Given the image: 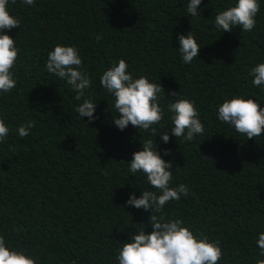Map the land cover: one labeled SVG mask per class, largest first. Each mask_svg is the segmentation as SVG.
Returning a JSON list of instances; mask_svg holds the SVG:
<instances>
[{
	"label": "trees",
	"instance_id": "1",
	"mask_svg": "<svg viewBox=\"0 0 264 264\" xmlns=\"http://www.w3.org/2000/svg\"><path fill=\"white\" fill-rule=\"evenodd\" d=\"M233 2L203 0L199 18L185 16L187 0L9 4L21 21L8 33L20 51L17 86L0 95V116L12 129L0 144V235L12 247L26 249L38 264H116L129 232L144 225L152 231L151 211L130 208L125 200L133 190L139 196L140 187L155 189L142 174L133 177L127 161L144 139L170 131L172 124L166 117L155 134L114 126L113 97L100 86V76L125 59L135 76L161 83L165 109L177 98L194 100L205 123L204 135L191 142L155 139L160 149L171 151L164 159L173 163V186L190 189L163 214L218 240L223 251L218 264L264 261L256 245L264 232V132L247 139L216 117L226 98L244 94L264 101V91L249 75L264 62V3L251 32L222 33L213 26L215 15ZM189 31L202 48L184 64L177 35ZM57 44L75 45L92 76L86 94L97 101L99 118L91 124L74 110L82 101L45 68ZM172 92L178 97H170ZM29 120L35 125L29 135L18 136Z\"/></svg>",
	"mask_w": 264,
	"mask_h": 264
},
{
	"label": "clouds",
	"instance_id": "2",
	"mask_svg": "<svg viewBox=\"0 0 264 264\" xmlns=\"http://www.w3.org/2000/svg\"><path fill=\"white\" fill-rule=\"evenodd\" d=\"M16 0H0V95L11 92L17 86L14 66L20 51L15 38L8 33L20 28L21 21L10 12L9 4ZM25 6H34L36 0H20ZM203 0H187L186 14L191 18H199L204 11ZM264 0H234L231 6L220 10L215 15L214 27L222 33L232 32L239 28L243 32H251L257 25V15L261 11ZM178 55L184 64H191L199 57L201 44L191 32L178 33ZM47 72L64 81L75 93L74 99L82 101L75 107V112L87 125L96 121L97 101L86 93L93 83L83 65V57L75 45L57 44L48 52L45 61ZM130 65L120 59L100 76V86L113 97L112 108L116 115L112 121L119 131L130 125L137 130L155 134L157 126L166 117L171 121L170 131H165L154 138L141 142V148L133 152L127 161L129 173L142 174L146 178L149 190L140 187V195L131 191L125 205L144 212L151 211L149 223L152 231L146 232V226L135 228L128 233L127 241L120 243L115 255L116 264H218L223 251L218 240H210L200 232H194L181 218L169 219L163 210L171 201L187 198L190 189L185 184L173 186V163L166 161L171 155L167 148L160 149L155 142L157 136L164 144L172 137L183 141H194L205 133V123L200 118L199 109L194 100L177 98L167 104H161L166 94L160 82L151 80L146 75L135 76L129 71ZM249 75L253 78L254 87L264 91V62L251 68ZM170 97H178L172 92ZM264 101L244 94L224 99L216 109L217 119L234 128L247 139L260 136L264 132ZM170 114V115H169ZM29 120L19 126L17 135L26 137L34 127ZM12 131L5 119L0 116V144L6 142ZM142 224V223H141ZM256 245L259 255L264 256V232L258 233ZM0 264H38L37 258L26 249L12 247L5 236L0 235ZM258 264H264L259 261Z\"/></svg>",
	"mask_w": 264,
	"mask_h": 264
}]
</instances>
